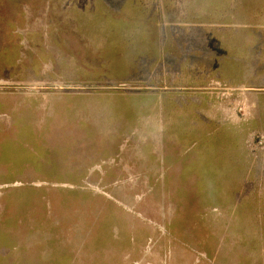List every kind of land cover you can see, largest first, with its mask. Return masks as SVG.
Masks as SVG:
<instances>
[{
    "label": "rangeland",
    "instance_id": "1",
    "mask_svg": "<svg viewBox=\"0 0 264 264\" xmlns=\"http://www.w3.org/2000/svg\"><path fill=\"white\" fill-rule=\"evenodd\" d=\"M0 96V264H264V0H0Z\"/></svg>",
    "mask_w": 264,
    "mask_h": 264
},
{
    "label": "crops",
    "instance_id": "2",
    "mask_svg": "<svg viewBox=\"0 0 264 264\" xmlns=\"http://www.w3.org/2000/svg\"><path fill=\"white\" fill-rule=\"evenodd\" d=\"M1 97V96H0ZM0 102H2L1 101V98H0ZM0 105H3V104H0ZM5 106V105H4ZM7 107V106H6ZM43 106L42 105H39V107H37V108H33V110L31 109V106H30V108H29V110L31 111V116H27V115H19V107L18 106H15V110H13L12 108H10V107H7L8 109H9V111L11 112V115H12V117H10V119H11V121H10V124H9V126H10V129L9 130H14V129H16V131L19 129V130H22V129H24L25 131H27V130H29V131H31V129H32V127L33 126H36L37 124H38V129H37V131L39 130V128H41V126H39V123L42 121V120H44V127H47V133H49V135H50V133H51V128L49 127L50 125H49V120L48 119H46L43 115H42V113L44 112L43 111V108H42ZM15 111H18V112H15ZM29 120V121H28ZM5 126H6V124L4 123V121H0V129L1 128H4L5 129ZM82 131H83V129H79L78 130V128H76V129H73V130H64V132H72V133H74L75 135H77V134H81V135H83V134H85L86 133V131H85V133H82ZM32 132V131H31ZM33 133H35V132H33ZM80 135V136H81ZM72 140H73V138H72ZM78 142H79V144H78ZM76 144L78 145L77 146V149L79 148V145H83L81 142H80V138H79V140H77L76 141ZM112 146V145H111ZM192 157V156H191ZM194 164V163H193ZM194 165H196V164H194ZM190 166V165H189ZM187 171H192V168L191 167H188V170ZM193 174L195 175V174H197V172H193ZM84 179H82V180H80V181H83ZM189 180V179H188ZM190 181V180H189ZM31 182H40V180H38V179H33V180H31ZM7 182H0V184H6ZM13 200H14V198H9V199H4L3 198V203H4V207H5V210L7 211L9 208L10 209H12L13 208V210H14V212H13V214L15 215V217L13 216V217H10V218H8V219H6V224H8V222H9V224H8V226H13V224L15 223V221H17V218H18V214H17V212H16V210H15V207H14V205H13ZM0 254H1V252H0Z\"/></svg>",
    "mask_w": 264,
    "mask_h": 264
}]
</instances>
